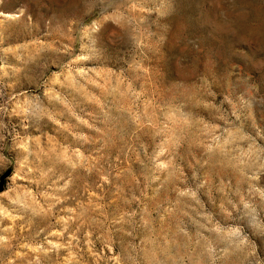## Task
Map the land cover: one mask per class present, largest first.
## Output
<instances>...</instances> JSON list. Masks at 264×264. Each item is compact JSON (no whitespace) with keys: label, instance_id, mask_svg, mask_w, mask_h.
I'll list each match as a JSON object with an SVG mask.
<instances>
[{"label":"rangeland","instance_id":"rangeland-1","mask_svg":"<svg viewBox=\"0 0 264 264\" xmlns=\"http://www.w3.org/2000/svg\"><path fill=\"white\" fill-rule=\"evenodd\" d=\"M0 264H264V0H0Z\"/></svg>","mask_w":264,"mask_h":264}]
</instances>
